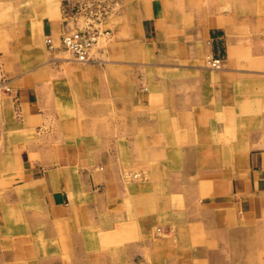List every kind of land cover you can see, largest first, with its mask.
<instances>
[{
  "label": "crops",
  "instance_id": "crops-1",
  "mask_svg": "<svg viewBox=\"0 0 264 264\" xmlns=\"http://www.w3.org/2000/svg\"><path fill=\"white\" fill-rule=\"evenodd\" d=\"M186 7L177 0H125L102 22L99 66L44 50L22 58L8 48L0 54V264H60L45 256L47 239L60 237L67 224L75 254L102 244L83 243L88 229L120 246L155 248L135 232L125 241L128 224L137 225L127 220L133 201L145 227L176 225L182 248H220L233 264H264L250 248L257 235L264 237V132L252 130L264 123L254 116L264 109V86L248 87L244 101L235 91L221 107L222 78L252 81V65L231 52L220 71L204 62L206 54L228 53L230 35L238 36L236 14L211 2ZM48 31L52 41L51 24ZM239 123L250 135L237 153ZM53 125L58 129L48 130ZM73 125L84 126L86 140L75 150L60 143L76 139ZM112 125L115 133L107 131ZM94 139L104 146L92 158L86 144ZM112 140L123 166L146 168V182L120 180ZM36 196L46 212L29 215L32 228L14 227V204ZM146 213L154 216L141 218Z\"/></svg>",
  "mask_w": 264,
  "mask_h": 264
},
{
  "label": "rangeland",
  "instance_id": "rangeland-1",
  "mask_svg": "<svg viewBox=\"0 0 264 264\" xmlns=\"http://www.w3.org/2000/svg\"><path fill=\"white\" fill-rule=\"evenodd\" d=\"M177 1L178 4L183 3V7L187 6L186 9L192 7L193 10L207 7V4L210 2L217 3L220 5L223 14H228L229 12L231 14L232 12L236 14L237 25L239 27L238 36L230 35L229 42H231V47L229 46L228 53H226L225 57L222 59L220 68L213 69L208 66L207 59L210 54H206L204 62L208 70L220 71L225 67L226 55L228 54L230 57L231 52L232 55L243 57L246 63L252 65V81L246 84L244 80L239 78H222L220 86L221 94L223 95H221L220 99V103L222 104L221 107H228L229 101H232L235 91H237L236 100L244 101L247 94L244 90H248V87L251 88L252 86L254 89L259 88L261 84L264 86V0ZM123 2H125V0H0V54L7 52L8 48L17 52L22 58L31 54L32 51L34 54H37L44 50L50 53L56 52L58 57L69 59L78 64L99 66L103 31L102 22L106 21L107 16H109L108 19L111 20L112 13L116 12ZM50 24L52 25V41L48 35V27ZM43 26L45 33L41 28ZM85 30H93L99 34V37L97 43H95L90 50L88 59L86 61H78L69 50L63 47L61 38L65 34ZM198 49L199 48L196 47L193 52H196ZM99 82V77H96L94 74L92 86H98ZM239 89L242 90L241 93H239ZM92 95L97 96L98 93L94 92ZM126 100L129 101V96L126 97ZM78 110L80 111V109ZM237 111L240 112L239 109H237ZM256 112L257 113L254 114L255 117H264V109H258ZM72 127L74 132L70 135L76 139L72 142L66 140L60 143L67 148L75 150L82 147L86 140L84 138L85 133L83 125H73ZM125 127L127 128V125ZM222 127L223 129L224 127L226 128V133L228 134L230 131L229 126ZM54 128L58 129V126H48V130L53 131ZM97 129L100 130L101 127L98 126ZM110 129L111 130L107 129V131L115 133L116 125L110 126ZM233 130L234 128L231 127V132H234ZM252 130L254 132H264V123H261V125ZM235 131L238 137L236 152L240 153L241 149L238 150V146L241 142V138H244L245 135L248 137L250 132L245 134L246 131L243 123L237 124ZM109 143L111 144L112 150H114L116 163L121 165L120 168H118L119 177L125 185L132 182H146L149 179V172L146 168L141 166H123L121 164L123 156L120 155L121 151L117 147L116 140H112ZM101 145L104 146V142L102 144L101 140L96 139L86 144V147L90 149V153L93 154L92 158L95 156L94 150H99ZM239 157L240 156H236V159L241 162L242 159ZM72 160L76 162L77 157H74ZM161 194V196H164V194H168V192H161ZM18 197H21L20 192H18ZM135 204L136 201L130 203L129 208L131 211L127 215V220L128 222L129 220L137 221V225L134 229L133 222L131 228H129V224L127 223L128 228H126V234H131L126 236L127 239H125V241H133V233L135 232L139 238H147L152 242L154 241L155 248H133L127 242L124 245L122 243L120 246L117 245L116 238L114 242H111L110 238L105 236L103 232L101 233L88 229L83 237V243L91 241L95 244H99L100 242L102 244L90 246L91 248L84 254H80L78 251L76 252L77 254H75L74 249L76 248H73L74 246L72 247V242L74 243L75 238L67 235L68 228L70 227L67 224L64 230H62V235L60 237H53L50 240L47 239V242L49 241L52 245L48 248L50 250L46 251L45 256L59 261L60 264H201L203 261H206L207 264H233L228 253L216 252V250H220V248H195V244H192V248H182L183 246L180 238L176 235V225L174 224L170 227L160 226V221H158L156 225H151L150 228L145 227L143 223L138 222L140 214ZM32 212L37 214L46 212L45 205L40 199V196H36L35 198L29 197L25 204H14V227L20 224L21 228H23V226L25 228H32L31 225L34 222L28 221L29 215ZM152 216H154V214L146 213V216L141 218L147 220V218H151ZM21 218H25V220H21ZM257 221L253 222L256 223ZM175 224L178 223L175 222ZM247 224V226L236 225V228L241 229L251 225L249 223ZM34 227L40 230L43 228V225L40 221H37ZM256 237L257 238H254L250 247L254 249L251 255L256 259L262 260L264 259V252L260 251L264 248V237L261 235H257ZM37 238L38 236L31 237L35 243L37 242ZM212 238L213 237H211L210 240ZM52 246L58 247L52 248ZM87 246H89L88 243ZM81 255L84 257L79 258Z\"/></svg>",
  "mask_w": 264,
  "mask_h": 264
},
{
  "label": "built area",
  "instance_id": "built-area-1",
  "mask_svg": "<svg viewBox=\"0 0 264 264\" xmlns=\"http://www.w3.org/2000/svg\"><path fill=\"white\" fill-rule=\"evenodd\" d=\"M99 34L93 30L76 31L65 34L61 38L64 48L69 50L76 60L86 61L92 47L97 43ZM207 64L210 68L218 69L222 64L221 58L208 57Z\"/></svg>",
  "mask_w": 264,
  "mask_h": 264
},
{
  "label": "bare ground",
  "instance_id": "bare-ground-1",
  "mask_svg": "<svg viewBox=\"0 0 264 264\" xmlns=\"http://www.w3.org/2000/svg\"><path fill=\"white\" fill-rule=\"evenodd\" d=\"M171 160V159H170ZM49 181V180H48Z\"/></svg>",
  "mask_w": 264,
  "mask_h": 264
}]
</instances>
